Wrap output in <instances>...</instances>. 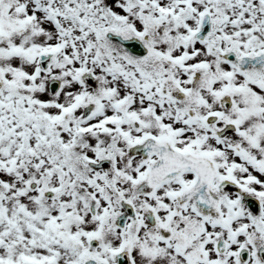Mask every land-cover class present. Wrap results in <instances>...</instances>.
Instances as JSON below:
<instances>
[{
    "label": "snow or ice",
    "instance_id": "snow-or-ice-1",
    "mask_svg": "<svg viewBox=\"0 0 264 264\" xmlns=\"http://www.w3.org/2000/svg\"><path fill=\"white\" fill-rule=\"evenodd\" d=\"M0 264H264V0H0Z\"/></svg>",
    "mask_w": 264,
    "mask_h": 264
}]
</instances>
